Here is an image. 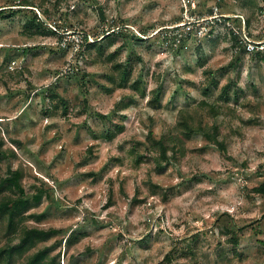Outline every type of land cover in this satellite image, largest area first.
<instances>
[{"label":"rangeland","instance_id":"obj_1","mask_svg":"<svg viewBox=\"0 0 264 264\" xmlns=\"http://www.w3.org/2000/svg\"><path fill=\"white\" fill-rule=\"evenodd\" d=\"M28 1L0 0V179L43 196L0 264L31 232L11 264H264V0Z\"/></svg>","mask_w":264,"mask_h":264},{"label":"trees","instance_id":"obj_2","mask_svg":"<svg viewBox=\"0 0 264 264\" xmlns=\"http://www.w3.org/2000/svg\"><path fill=\"white\" fill-rule=\"evenodd\" d=\"M25 1L29 2L28 0H25ZM250 4H253V1L247 4L245 3L243 7H246V5L250 6ZM22 5H32V4H22ZM9 9L11 11L8 13H5L4 10L6 9H2L0 6V16L4 19L12 17L16 13V10H14L15 8L13 7ZM42 22L44 23V21ZM42 22L39 20L35 25H41ZM246 23L250 25L249 17L247 18ZM112 33L114 32L112 31V32L105 34L103 38H106L107 36L109 37L110 35H112ZM86 40H88L87 37H85V41ZM94 45H95V42L88 43L89 48L93 47ZM260 52L261 51H259L258 53ZM262 59H264V56ZM125 74H128V72H125ZM124 80L127 81L128 78L124 76ZM228 87L229 85L224 88L225 93H228L227 92ZM118 127H120L119 131H122L123 127L119 125ZM115 136H116V132L112 129H108V131L105 134V138L108 140L113 139ZM161 144L163 145L164 143L161 142ZM1 146H2V142L0 141V159H3V157L4 158L9 157L8 155H6V152L4 150H1ZM162 155H163V158H166L165 148H163ZM21 178H22L21 170L9 169V174L0 179V221L3 220V218L7 217L9 228L12 230L16 229L17 222H20L23 220L24 213L26 212V208H28V206L32 203L39 204L43 196V192H37L29 196H24L23 194H21L23 192ZM257 191L259 193L264 194V181L257 187ZM34 239H35V234H33L32 232L27 233L25 236L21 238L20 244L11 246L10 249L8 250L9 256L7 258V264H11V259L13 257L14 250L24 251L25 249L29 247V245L34 243ZM71 239L72 238L69 239V243L72 241ZM235 242H238V241H235ZM190 251L192 250L190 249ZM2 253H0V259L2 257ZM45 253H46V250L40 251L39 253L35 254L31 259H29L27 264L40 263ZM166 257L170 259V254H168Z\"/></svg>","mask_w":264,"mask_h":264},{"label":"built area","instance_id":"obj_3","mask_svg":"<svg viewBox=\"0 0 264 264\" xmlns=\"http://www.w3.org/2000/svg\"><path fill=\"white\" fill-rule=\"evenodd\" d=\"M203 18H204V17H203ZM198 19H202V18H201V17H197V20H198ZM194 21H196V18H195V20H194ZM198 21H199V20H198ZM216 21H217V20H216ZM213 23H214V22H213Z\"/></svg>","mask_w":264,"mask_h":264}]
</instances>
